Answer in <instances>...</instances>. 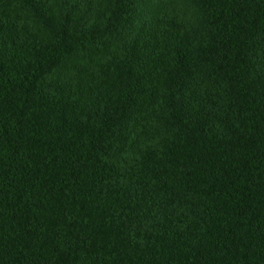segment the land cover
I'll return each mask as SVG.
<instances>
[{"label": "trees", "instance_id": "trees-1", "mask_svg": "<svg viewBox=\"0 0 264 264\" xmlns=\"http://www.w3.org/2000/svg\"><path fill=\"white\" fill-rule=\"evenodd\" d=\"M0 264H264V0H0Z\"/></svg>", "mask_w": 264, "mask_h": 264}, {"label": "rangeland", "instance_id": "rangeland-1", "mask_svg": "<svg viewBox=\"0 0 264 264\" xmlns=\"http://www.w3.org/2000/svg\"><path fill=\"white\" fill-rule=\"evenodd\" d=\"M151 1H152V3H157V2L159 3V2H161L163 0H151ZM180 1L183 2V0H180ZM186 5L187 4L183 3V6L181 7V12L185 13L188 17H194L193 18V22L195 24L196 17H197L196 15L197 14L196 15L195 14H192L189 11V8L187 9ZM152 11H153V7H152V4L150 3V4H147V5L143 6L142 8H140L139 14L141 12V14L144 13L145 16H148L149 13H150V15L152 14ZM199 24H200V21H199ZM194 28H196L197 31H200L201 30L199 28V26H196ZM120 44H121V41H116L115 44L111 47L110 52L117 51L118 48H119V46H120ZM101 58H103V53H100L99 55H96L89 63H91V62H98ZM89 63H85V65H88ZM204 76H205V70H203V71L201 70V72L198 73V76H196V78L198 80L197 83H198L199 87H201V85L204 82H206V81H204Z\"/></svg>", "mask_w": 264, "mask_h": 264}]
</instances>
